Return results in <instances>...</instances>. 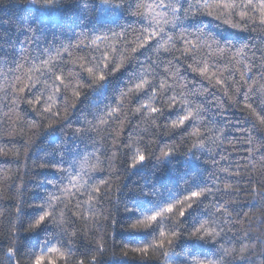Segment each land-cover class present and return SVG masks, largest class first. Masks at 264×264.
Returning <instances> with one entry per match:
<instances>
[{
    "label": "trees",
    "instance_id": "trees-1",
    "mask_svg": "<svg viewBox=\"0 0 264 264\" xmlns=\"http://www.w3.org/2000/svg\"><path fill=\"white\" fill-rule=\"evenodd\" d=\"M121 2L126 9L134 0H110L112 4ZM235 2L243 7L246 0ZM85 3L93 7L85 9ZM244 11L243 19L239 10H233L231 16L199 15L177 27L162 24L175 47L159 52L146 48L133 54L131 48L144 23L127 11L105 7L101 0H64L51 17L26 0H0V264H9L6 253L10 247L17 249L11 264H29L34 259L31 254L39 253L45 242L52 246L62 243V251L71 247L72 255L57 257L56 264H91L93 256L97 264H166L162 252L150 250L142 255L132 251L152 242V230L131 229L135 216L125 208L145 209L149 199H183L196 185L211 191L202 204L190 210L179 230L183 232L195 220H214L225 229L222 239L226 246L239 249L243 243L255 249L250 259L234 264H264L260 255L264 252V125L244 107L249 103L257 113H264V25L259 23V12ZM233 23L239 27H231ZM30 25L43 29L45 36L26 31ZM97 35L108 37L96 41L99 50L91 43ZM121 35L125 38L120 39ZM29 36L35 42L22 45ZM182 37L197 47L191 48ZM222 37H228L227 41ZM185 47L190 49L188 54L183 53ZM57 49L62 55H57ZM238 51L242 54L237 55ZM102 52L117 63L124 57L132 59L125 61L120 72L110 74L111 83L99 91L103 82L93 81L80 64L95 63ZM41 55L52 58L56 74H63L67 88L55 81L61 89L55 92L46 87L54 81L50 73L29 72L40 66ZM16 61L23 67L17 68ZM197 61L199 67H208V75L199 74ZM212 73L217 75L209 79ZM29 75L38 76L40 82L21 93ZM140 75L150 84L122 98L121 92L134 89ZM216 78L223 83L217 85ZM164 82L171 87L160 89ZM77 86L79 97L74 94ZM153 90L163 93V100L158 95L152 101L162 108V114L145 109L137 112ZM180 93L192 109L202 111L194 125L174 129L171 122L179 106L170 108L164 101L172 96L179 99ZM37 95L40 103L29 104ZM48 105L50 111L44 112ZM195 131L204 135L197 138L192 134ZM169 150L173 152L170 162L163 156ZM140 154L145 161L133 168L134 158ZM45 163L68 172L40 168ZM69 173L75 186L68 182ZM90 178L100 189L92 193L91 206L88 196L77 191ZM53 194L70 200L69 207L61 204L63 216L57 209L55 220L49 219L38 232H29V224L41 212L37 206ZM78 203L83 206L77 207ZM174 219H180L178 214ZM174 250L181 256L188 251L200 256L206 251L188 248L183 239Z\"/></svg>",
    "mask_w": 264,
    "mask_h": 264
},
{
    "label": "snow or ice",
    "instance_id": "snow-or-ice-1",
    "mask_svg": "<svg viewBox=\"0 0 264 264\" xmlns=\"http://www.w3.org/2000/svg\"><path fill=\"white\" fill-rule=\"evenodd\" d=\"M26 2L32 4L38 11L41 12L42 15L49 17L53 16L64 4V0H26ZM101 2L107 8L122 9L127 11L131 16L139 17L144 23L139 35L136 37L135 46L131 48V52L133 54L146 48H154L157 52L161 50L169 51L170 47H175V45L171 43L173 41V37L166 36V33L161 25L171 23L173 27H177L183 25L185 20H194L199 15L213 16L215 13L217 17H220L227 13L228 16H231L233 14V10H239L240 16L243 19L247 15L244 9H250L254 12H259V23L264 25V0H258V2L257 0H246V2L243 3V7L241 4H237L235 0H213L212 3H210L209 0H196V3H192L191 0H185V2H181V0H158V2L147 4L139 2V0H134V3H129L126 9L123 2L115 4L110 3V0H101ZM185 3H187L186 7ZM90 7H93V5H89L87 3L84 4L85 9H89ZM142 8L147 9V11H141ZM156 9H162L164 11L156 12ZM181 13L182 16L180 15ZM169 16H171V20L168 19ZM225 23H229V21L225 19ZM230 26L234 28L239 27L238 24L234 23ZM26 31L39 33V35L45 36L43 29L39 27L33 28L30 25ZM113 35L117 34L113 33ZM53 37L55 38V33H53ZM119 38L124 39L125 37L121 35ZM182 38L185 39V43L190 45L191 48L197 47L196 44H192L191 41H188L186 37ZM107 39L108 37L106 36L97 35L91 43L96 45V41H106ZM221 39L227 41L228 37H222ZM153 41H155L154 44L152 43ZM32 42H35L34 36H29L20 43L23 45L31 44ZM216 43L219 47V41H216ZM208 46L211 47V45ZM76 47L79 48L80 45L77 44ZM96 47L97 50H99V45H96ZM189 50V47H185L183 49V53L188 54ZM64 51H69V49L65 48ZM221 51H223V49H221ZM241 54L242 51L237 52V55ZM5 55H7V53H5ZM57 55H62L59 49H57ZM21 59L27 60V56H22ZM131 59L132 57H124L117 63L115 59L110 60L106 52H102L100 60L95 63L86 61L85 63L80 64V67L88 73V76L93 81L99 80L103 82L98 85V90L103 91L106 84L111 83L107 77L110 74L115 75L120 72V70L125 67V61H130ZM40 61V66L29 68V72L32 73L35 71L42 74L45 72L50 73V75L54 77V81L51 84H47L46 87H50L55 92H59L61 89L55 84V81H60V84L64 85L65 88L69 86L68 82L63 78L62 73L60 75L56 74V66L53 64L52 58L49 57L45 59L44 56L41 55ZM15 63L17 68L23 67V65H21L18 61ZM196 63L199 74L201 76L208 75V67H199L201 63L200 61H197ZM101 64L104 65L103 68L100 67ZM169 64H171V61H169ZM245 67L248 68V66ZM197 68H194L193 71H197ZM248 71H251V68H248ZM216 75V73H212L208 78L211 79ZM241 75L243 78V73ZM28 81L29 83L26 84L24 88L19 89L21 93L25 91V88H36L40 79L38 76L33 79V75H29ZM136 81L138 82L135 83L134 89L129 87L127 92H121L122 98L128 94L139 93L145 89L146 85L150 84V81L146 80L143 75L136 77ZM222 83L223 81L220 78H216L217 85ZM169 87L171 86L166 82L161 83L160 85V89L164 90H167ZM236 92L239 93L240 89L237 88ZM74 94L79 97V86H77L74 90ZM40 95H42V93ZM40 95L36 96L35 101L28 100V103L33 104L35 102L39 104ZM158 95L163 100V93H158L153 90L152 96L149 97L148 102L142 104L136 109V111L140 112L141 109H145L149 110L151 113L162 114V108H157L152 104V101L156 99ZM244 95L247 98L248 94L244 93ZM48 99L53 100V97L49 95ZM164 103L168 104L170 108H175L177 105L179 106L176 118L171 122V126L174 129L186 128L189 124L194 125V122L200 118L202 109H192L191 102L187 100L183 93L179 94V99L177 96H172L167 98ZM51 107V105H48L43 109V111L49 112ZM244 107L249 109L252 115L256 116V119L260 122V124L264 125V113H257L253 106L249 103H246ZM108 114L112 115L113 113L109 112ZM152 118L155 119L154 116ZM101 123H106V121L102 119ZM192 134L196 135L197 138L204 135L201 131H195ZM262 147H264V145H262ZM172 155L173 152L171 150L166 151L163 154L164 159L169 162ZM144 161L145 156L140 154L134 158L132 167L135 168L137 165L143 164ZM40 168H51L61 174L68 172V169L61 168L59 165L55 164H41ZM75 175L78 177L79 172H76ZM67 178L69 184L73 186L76 185V180L72 178V173H69ZM90 181L91 178L85 186L77 187V191H79L81 195L88 196L87 203L89 206H91L95 199L92 193L100 191L99 186L92 185ZM49 183H52V186L56 187V184L52 181H49ZM83 188H90L91 191L82 190ZM195 188L196 190L190 191L183 197V199L176 198L171 201L163 199L159 201H152L149 199V206L145 209L126 207L125 211L133 214L136 220V222L131 225V229L135 230L139 227L151 229L153 237L151 243L133 248L132 251L141 253L142 255H148L150 250L154 252H162L165 257L166 264H234V262L238 260L250 259V257L254 254L255 249L243 243L239 249L234 246H226L222 239V234L225 232V229L217 225L214 220H195L190 226L185 228L183 232L179 230L180 226L185 223L188 216L191 214L190 210H193L194 207H198L202 204V198H206V192L211 191V189H204L199 185H196ZM63 191L66 194L68 193L67 188H64ZM145 195L147 196V194ZM61 204L67 208L69 207L70 200L66 201L63 197L55 196L54 194L49 195L48 199L44 203L37 206L41 209V212L37 217H34V222L29 224L28 231L38 232V230L41 229V226L45 225L49 219L55 220L57 209L60 210L61 216H63L64 212L63 209L60 208ZM76 206L82 207L83 205L78 203ZM217 211H221V209L217 208ZM136 213H139V215H136ZM177 214L180 218L178 220L174 219ZM168 221H171L172 223H166ZM181 239L186 242L187 247L190 249L200 248L206 249V251L202 252L200 256H197L194 251H188L186 255L181 256L180 252L174 250L178 241ZM233 239H235V237H233ZM63 247L62 243L58 246H52L51 244L45 242V244L41 246L39 253L33 252L31 254L34 259L30 258L29 264H45V260L47 261V264H56L57 257L65 258L72 255L71 247H68L66 251H62ZM100 251H103V247L100 248ZM181 251H183V248H181ZM16 252L17 249L15 247H10L8 249L6 256L9 259V264H11L12 258L16 255ZM260 255L264 256V252H261ZM80 264H85V261H81ZM91 264H97L95 256L92 257Z\"/></svg>",
    "mask_w": 264,
    "mask_h": 264
}]
</instances>
